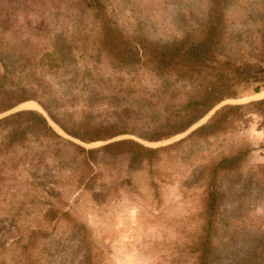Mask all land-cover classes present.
I'll return each mask as SVG.
<instances>
[{
  "label": "rangeland",
  "instance_id": "obj_1",
  "mask_svg": "<svg viewBox=\"0 0 264 264\" xmlns=\"http://www.w3.org/2000/svg\"><path fill=\"white\" fill-rule=\"evenodd\" d=\"M107 2L110 12L123 25L132 28L142 23L162 37L182 33L179 12L186 4H195L203 13L207 6V0ZM30 12L34 14L33 10ZM228 20L229 27L236 29L238 47L246 50L264 28V0H232ZM96 70L94 78L79 86H84V90L65 91H75L80 97L78 103L68 107L69 113H80L98 123L128 122L136 133L86 142L62 130L36 100L10 110H39L60 134L86 148L129 137L148 146H163L197 127L162 141L143 138L141 134L154 125L165 109L161 104L158 108L150 103L157 100L152 93L153 77L143 71L113 70L106 62L97 65ZM257 84H245L239 97L221 102L243 105L242 117L233 129L207 140H185L163 152L152 167L131 170L125 157L104 151L87 166L71 145L45 136L34 137L9 151V160H0V264H11L7 261L22 247L16 241L30 229L44 231L40 238L38 234L26 236L35 237L42 246L34 255L38 257L34 264H82V252L70 224L65 220H44L45 211L52 205L69 211L72 220L90 228L100 264H194L191 240L201 223L199 175L208 161L240 147L249 149L246 161L222 181V213L215 234L218 256L220 260L239 262L255 250V258H261L264 104L256 107L252 103L264 100V88L255 93ZM65 85L69 84L62 80L60 86L64 90ZM10 110L0 113V118L10 114ZM12 163L20 164L17 170L7 166ZM263 258L259 264L264 263Z\"/></svg>",
  "mask_w": 264,
  "mask_h": 264
},
{
  "label": "trees",
  "instance_id": "obj_2",
  "mask_svg": "<svg viewBox=\"0 0 264 264\" xmlns=\"http://www.w3.org/2000/svg\"><path fill=\"white\" fill-rule=\"evenodd\" d=\"M231 2L207 0L205 13L195 4H186L179 12L182 33L162 37L142 23L132 28L123 25L110 12L107 0H0V113L36 100L62 130L86 142L136 133L128 122L98 123L68 111L80 97L65 91L84 90L79 86L94 78L97 65L106 62L113 70L143 71L153 77L157 100L150 103L165 109L141 134L143 138L162 141L184 133L224 100L239 97L243 85L258 83L255 93L264 88V28L246 50L239 48L236 29L228 24ZM62 80L69 84L65 90ZM252 104L261 107L264 100ZM242 111V104H224L185 137L163 146H148L129 137L86 148L60 134L41 111L20 109L0 118V160L8 161L9 151L45 136L71 145L87 166L104 151L125 157L131 170L152 167L163 152L185 140H207L233 129ZM248 153L240 147L221 154L208 161L199 175L201 223L191 240L194 264H259L263 258L264 246L261 258H255L258 253L253 250L252 256L239 262L220 260L215 236L223 178L237 171ZM7 166L17 170L20 164ZM43 218L49 223L67 221L82 252V264H100L90 228L72 220L69 211L52 205ZM40 232L44 231L30 229L27 235L40 238ZM26 236L15 243L22 245L18 254L5 261L38 262L34 255L42 246L35 237Z\"/></svg>",
  "mask_w": 264,
  "mask_h": 264
},
{
  "label": "water",
  "instance_id": "obj_3",
  "mask_svg": "<svg viewBox=\"0 0 264 264\" xmlns=\"http://www.w3.org/2000/svg\"><path fill=\"white\" fill-rule=\"evenodd\" d=\"M220 105H223V103H220L219 105L215 106L202 120L201 122H198L196 125L199 126L200 124L204 123L214 112L215 110L220 106ZM11 112L13 111H17V110H10ZM9 112V113H11Z\"/></svg>",
  "mask_w": 264,
  "mask_h": 264
}]
</instances>
